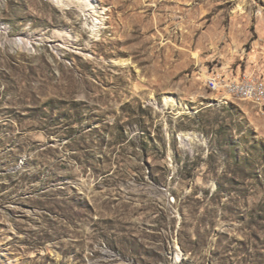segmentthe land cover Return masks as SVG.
I'll use <instances>...</instances> for the list:
<instances>
[{
	"label": "rangeland",
	"instance_id": "rangeland-1",
	"mask_svg": "<svg viewBox=\"0 0 264 264\" xmlns=\"http://www.w3.org/2000/svg\"><path fill=\"white\" fill-rule=\"evenodd\" d=\"M97 2L0 0V264H264V0Z\"/></svg>",
	"mask_w": 264,
	"mask_h": 264
},
{
	"label": "bare ground",
	"instance_id": "bare-ground-1",
	"mask_svg": "<svg viewBox=\"0 0 264 264\" xmlns=\"http://www.w3.org/2000/svg\"><path fill=\"white\" fill-rule=\"evenodd\" d=\"M52 1L59 5H66L68 7L78 6L79 8H81L88 16L93 17L95 21V24L93 25L94 30H97L99 28V23H101L104 20L103 18L104 11L100 10L97 0H52ZM63 34L68 35L67 32H63ZM21 38L25 40V43L28 44V48L30 49V47H32L33 42L30 41L28 37H21ZM245 77L254 78L255 75L251 76V75L245 74ZM215 80H217V73L214 71H211V74L208 78L207 85L211 90H213V92L223 91L221 92L222 94L221 100L227 101V97L232 96L237 99L249 100L255 103H259V104L264 102V95H257V94H245L244 95L238 91L228 89V86L221 85L219 82ZM258 80L264 84V80L262 78L258 77ZM166 104L177 105L178 103L174 97L167 96Z\"/></svg>",
	"mask_w": 264,
	"mask_h": 264
},
{
	"label": "built area",
	"instance_id": "built-area-1",
	"mask_svg": "<svg viewBox=\"0 0 264 264\" xmlns=\"http://www.w3.org/2000/svg\"><path fill=\"white\" fill-rule=\"evenodd\" d=\"M217 73V82L221 85L228 86V89L235 90L241 94H257L264 95V84L258 80V76L254 78H246L245 73L228 72L222 69L212 70Z\"/></svg>",
	"mask_w": 264,
	"mask_h": 264
}]
</instances>
